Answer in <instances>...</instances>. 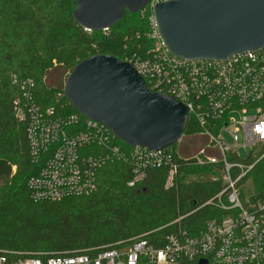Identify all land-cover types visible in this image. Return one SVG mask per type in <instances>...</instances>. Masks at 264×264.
I'll return each mask as SVG.
<instances>
[{"label": "trees", "instance_id": "obj_1", "mask_svg": "<svg viewBox=\"0 0 264 264\" xmlns=\"http://www.w3.org/2000/svg\"><path fill=\"white\" fill-rule=\"evenodd\" d=\"M74 9L73 0H0V256L7 254L9 261L75 253L94 256L140 237L160 247L171 233L185 231L197 237L208 221L226 216L212 205L203 206L223 183L200 180L214 170L178 157L177 143L170 146L177 167L171 187L165 186L167 167L147 168L145 178L129 187L131 163L115 160L98 170L96 189L89 195L55 202L30 200L27 182L42 165L31 157L27 117L16 114L19 106L25 107L24 94L42 112L80 115L65 98L62 83L47 84L51 71L61 69L65 82L89 56L144 57L154 44L147 37L149 12L125 11L108 30L88 32L73 20ZM199 132L189 118L183 136ZM115 144L126 152L133 149L117 138ZM245 181H250L252 200H264L263 162Z\"/></svg>", "mask_w": 264, "mask_h": 264}, {"label": "built area", "instance_id": "obj_2", "mask_svg": "<svg viewBox=\"0 0 264 264\" xmlns=\"http://www.w3.org/2000/svg\"><path fill=\"white\" fill-rule=\"evenodd\" d=\"M166 1L151 0L142 9L150 13L147 37L154 42L146 56H126L123 61L144 79L151 92L186 107L188 119L200 130L188 138L201 136L206 144L192 155H183L178 149L176 153L214 170L206 180L220 181L224 188L203 206L212 205L226 216L208 221L197 237L185 231L171 233L160 247L140 237L94 256L75 253L9 261L6 254L0 256V264H176L182 259L264 264V200L253 201L244 189L248 173L259 162L264 163V48L221 61L173 57L164 48L153 18L154 6ZM23 98L25 107L19 106L16 114L20 119L27 117L31 157L42 165L27 182L32 202L91 194L98 170L115 160L131 163L129 187L139 184L149 167H167L165 186H172L177 167L170 147L156 151L133 147L126 152L115 144L116 137L105 125L86 117L82 120V115H55L52 109L42 112L26 94ZM235 113L241 115L239 122ZM240 149L249 150L247 157L240 156Z\"/></svg>", "mask_w": 264, "mask_h": 264}, {"label": "water", "instance_id": "obj_3", "mask_svg": "<svg viewBox=\"0 0 264 264\" xmlns=\"http://www.w3.org/2000/svg\"><path fill=\"white\" fill-rule=\"evenodd\" d=\"M73 1L78 26L105 31L125 11L137 13L151 0ZM153 18L164 48L179 59L221 61L264 48V0H169L154 6ZM63 93L80 115L105 125L125 144L150 151L176 144L188 120L182 103L151 92L129 63L111 55L79 62Z\"/></svg>", "mask_w": 264, "mask_h": 264}, {"label": "rangeland", "instance_id": "obj_4", "mask_svg": "<svg viewBox=\"0 0 264 264\" xmlns=\"http://www.w3.org/2000/svg\"><path fill=\"white\" fill-rule=\"evenodd\" d=\"M63 77H64V73L61 69H58L56 71H51L46 79V82L49 85H55L60 82L63 85L64 82ZM234 117L238 122L241 119V115L238 113H235ZM205 144L206 142L201 136H193L190 138H188V136H182L180 139V143H178L177 149L181 154L188 156L197 152V150L199 148L204 147ZM248 153L249 150H243V149L239 150V154L242 158L247 157ZM198 178L200 180H206L208 179V175L201 176ZM244 189L245 191H247L248 195L250 194L252 195V188L250 187V181H248V183L244 186Z\"/></svg>", "mask_w": 264, "mask_h": 264}]
</instances>
